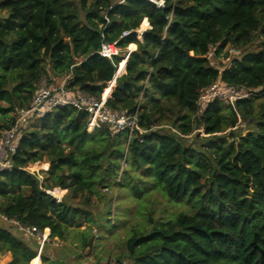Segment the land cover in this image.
<instances>
[{"label":"trees","instance_id":"trees-1","mask_svg":"<svg viewBox=\"0 0 264 264\" xmlns=\"http://www.w3.org/2000/svg\"><path fill=\"white\" fill-rule=\"evenodd\" d=\"M155 1L162 6L0 0V133L41 82L55 78L97 100L104 91L105 106L134 116L139 128L88 132V115L71 106L32 118L18 134L12 168L0 172V219L45 231L76 264H88L97 231L126 224L119 206L129 197L143 220L132 222L113 264H264V0ZM103 43H115L118 54L101 57ZM226 47L238 56L223 65ZM217 82L247 97L200 109V94ZM36 164H46L42 182L30 172ZM54 187L66 190L59 204L44 192ZM155 195L185 208L155 218ZM7 224L0 254L10 255L8 264L37 256L69 264L46 256V243L37 255L40 239Z\"/></svg>","mask_w":264,"mask_h":264},{"label":"built area","instance_id":"built-area-1","mask_svg":"<svg viewBox=\"0 0 264 264\" xmlns=\"http://www.w3.org/2000/svg\"><path fill=\"white\" fill-rule=\"evenodd\" d=\"M147 1L153 2L158 7L162 6L161 1ZM144 31L145 30H141V28L138 29L136 31L137 38H139V35L142 36ZM126 35H128V32H124L122 37ZM229 49H232L234 54L229 52ZM118 52L119 50L115 43H103L98 54L103 58L110 59L111 57L117 55ZM224 53L228 54V57L224 58L226 60L225 63H229L231 58H234L233 55L236 57L238 56V51L231 47H226L224 49ZM211 57L212 53L210 52L208 54V58L210 59ZM65 81L66 79H64L61 82V85L57 86L56 88L47 87L44 81L41 82L40 86L32 97L29 108L26 110H20L18 112L19 116L15 120L14 124L10 128L5 129L0 133V172L8 171L12 168L11 156L14 154L16 149L19 130L26 125L27 120L32 118H40L46 113L51 112L56 107L71 106L78 111L85 112L88 115V132L99 129L102 126L108 128V130L112 133H119L123 131L132 132L133 130L139 131L137 120L134 116L128 115L125 111H112L105 106L109 94L105 98L103 91L100 100H97L81 92H71L67 90L65 87ZM246 97L247 94L243 91L217 82L208 89L202 91L199 96V102L200 104L203 101L208 103L218 99L227 106H233V103L237 99H243ZM38 179L41 182L42 178L40 175H38ZM44 192L57 204L62 202L63 197L66 194V190H63L59 187L46 189ZM1 219L14 226L18 232H23L24 234L31 237L38 236V238L42 240V246L48 237V234L45 236V231L40 233L34 228L20 226L13 220H8L4 217H1Z\"/></svg>","mask_w":264,"mask_h":264},{"label":"rangeland","instance_id":"rangeland-1","mask_svg":"<svg viewBox=\"0 0 264 264\" xmlns=\"http://www.w3.org/2000/svg\"><path fill=\"white\" fill-rule=\"evenodd\" d=\"M130 50L131 49L128 48V51H130ZM229 52L233 53V50L229 49ZM233 56H234V58H236L235 55H233ZM124 60L126 61V58ZM218 61H220L221 64H223V65L227 64V63H225L226 62L225 59L222 61V58H220V59H218ZM213 65H216V63H214ZM119 74L116 73L115 75L119 76ZM63 80H64V78L63 79L55 78L53 80L49 79V81H47V82L44 81V83L47 87L56 88L57 86L61 85V82ZM112 86H113V82L111 83L109 88H111ZM106 90H108V87L106 88ZM104 96L107 97V94H104ZM205 103H206V101L201 102V104L199 102L200 109H202L204 107ZM18 116L19 115L17 113L15 115V117L17 118ZM30 122H31V119L27 120L26 125L20 129L19 133L21 132L22 129L26 128L30 124ZM240 127H242V129H244L243 124H240ZM195 132H197V131H195ZM199 132H201L200 136H204L203 132L201 130ZM245 133L246 132L243 131L242 134H245ZM39 165H46V164L33 165L30 168V172L38 173V175L41 176L42 175L41 172L45 171V170L40 169ZM45 167L48 168V165ZM136 174H138V173L136 172ZM41 178H42V176H41ZM41 182H42V180H41ZM149 199L154 200V202H155L153 205L154 209H155V218L159 217V216L160 217L171 216V215L176 214L185 208L184 205L178 206L176 204L168 203L165 199H163L159 195L150 196ZM105 205H106L105 202H104V204L103 203L99 204L96 208L97 212H103V207ZM119 208L123 212V215L121 218H126V220H127L126 224H122L118 220V221L114 222L116 224V227L113 228L112 230H107L106 228L99 229L97 231V234H99V238L97 239V244H96L97 247L93 250L92 253H89V257L85 263L95 264V262H97V260H99V262H100L99 264H108L109 262H111L113 264L114 261L116 260V257L121 255V253L123 252L122 247H123L124 241L126 239L127 233L130 230V226H131L132 222L133 221L137 222L140 220L139 221V223H140L143 220V218H140V216L139 217L137 216L136 211L138 209V205L136 204L135 199H130L129 197L125 198L124 200H122L120 202ZM104 216H106L105 213H104ZM103 222H104V219H103ZM80 223H82V220L80 221ZM0 226L9 227V225L7 223L3 222L2 219H0ZM13 233L17 234L15 232V230H13ZM34 239L38 241L39 238L37 236V237H34ZM44 243H46L45 254L49 258H51V259L58 258V259H61L62 261L69 263V264H76V262L79 261L74 257V255L67 254V251H66L67 245L59 243L58 241L49 242L48 239H46V241ZM39 244H40V246L38 248L37 255H39V253H40V247L42 244L41 239H40ZM68 248H69V246H68ZM70 250H74V248L70 247ZM77 251H79V250L77 249ZM88 252H90V251L88 249H85L83 251V254L87 255ZM7 256H9V255H5V254L1 255L0 254V264H4L5 262H7V259H6ZM30 264H42V263L40 261L39 256H37L35 259H33L31 261Z\"/></svg>","mask_w":264,"mask_h":264},{"label":"crops","instance_id":"crops-1","mask_svg":"<svg viewBox=\"0 0 264 264\" xmlns=\"http://www.w3.org/2000/svg\"><path fill=\"white\" fill-rule=\"evenodd\" d=\"M145 21H146V20H145ZM147 25H148V23H147ZM140 28H141V27H140ZM148 28H149V27H148ZM148 28H147V29H148ZM147 29H146V30H147ZM137 39L141 40V38H137ZM130 51H131V50H130ZM130 51H128V53H129ZM123 72H124V68H123ZM119 76H120V75H119ZM113 86H114V82H113ZM113 86H112V87H113ZM111 89H112V88H111ZM111 89H110V91H111ZM109 93H110V92H109ZM5 255H9V254H5ZM6 259H7V262H5L4 264H8V263L10 262V260H11L10 255L7 256Z\"/></svg>","mask_w":264,"mask_h":264},{"label":"bare ground","instance_id":"bare-ground-1","mask_svg":"<svg viewBox=\"0 0 264 264\" xmlns=\"http://www.w3.org/2000/svg\"><path fill=\"white\" fill-rule=\"evenodd\" d=\"M149 26L147 25V21H143V23L141 24V30H146V28H148ZM139 38H141V36L139 35ZM105 97V96H104ZM106 98V97H105ZM46 236V235H45Z\"/></svg>","mask_w":264,"mask_h":264},{"label":"water","instance_id":"water-1","mask_svg":"<svg viewBox=\"0 0 264 264\" xmlns=\"http://www.w3.org/2000/svg\"><path fill=\"white\" fill-rule=\"evenodd\" d=\"M130 52H131V51H130ZM130 52L124 57V59H125V58L127 59V57H128V55L130 54ZM117 77H118V76L115 75L112 81L114 82L115 79H116ZM41 249H42V244H41V247H40V251H41Z\"/></svg>","mask_w":264,"mask_h":264}]
</instances>
